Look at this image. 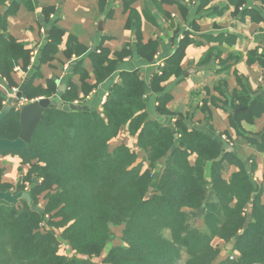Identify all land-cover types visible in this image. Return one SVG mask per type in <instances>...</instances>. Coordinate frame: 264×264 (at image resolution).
I'll return each instance as SVG.
<instances>
[{
	"label": "trees",
	"instance_id": "trees-1",
	"mask_svg": "<svg viewBox=\"0 0 264 264\" xmlns=\"http://www.w3.org/2000/svg\"><path fill=\"white\" fill-rule=\"evenodd\" d=\"M51 10L44 8L42 13L48 17ZM0 28V78L14 85L11 73L17 65L27 67L30 50L7 32L6 13L0 15ZM63 34L56 25L50 28L41 62L52 60ZM189 42L185 34L148 83L137 70L120 72L100 111L71 105L108 79L130 49L110 53L100 47L91 52L93 83L88 82L82 60L74 63L79 84L71 83L61 94L68 108L46 111L26 149L0 152L17 155L21 165L27 166L16 190L27 191L31 198L30 203L25 199L0 202V264H264V204L249 181L248 170L235 161L240 169L223 179L220 156L224 149L214 139L188 129L181 119L174 129L148 119L147 84L152 92H161L163 82L180 77ZM157 46L153 40L138 42L137 51L149 60ZM85 51L68 38L66 57ZM55 91V82L49 78L44 87L26 84L22 96L34 100L51 97ZM3 99L0 91V111ZM167 100V96L159 97L156 106L164 115L172 114ZM122 127L136 138L143 159L123 142L110 148ZM19 131L18 110L12 108L0 121V137L14 139ZM191 154H195L193 164ZM207 162L211 163L210 180L204 176ZM11 188L1 181L0 171V190ZM185 208L203 209L202 225H196L195 213ZM119 226L120 244L106 249L114 239L112 227ZM214 238L231 244L228 251L233 257L215 263L221 250L213 245ZM61 243L70 253L59 252Z\"/></svg>",
	"mask_w": 264,
	"mask_h": 264
},
{
	"label": "crops",
	"instance_id": "crops-1",
	"mask_svg": "<svg viewBox=\"0 0 264 264\" xmlns=\"http://www.w3.org/2000/svg\"><path fill=\"white\" fill-rule=\"evenodd\" d=\"M44 8L52 9L48 17L42 13ZM5 13L7 32L30 50L27 67L17 65L11 73L14 85L0 78L3 106L9 103L12 108H17L14 99L26 84L44 87L49 78L56 85L54 95L58 94L66 105L58 87L64 86L65 90L71 83L79 84V75L72 70L74 63L82 60L88 82L93 83L91 52L99 51L100 47H106L110 53L129 48L130 54L118 63L108 79L71 105L85 111H100L112 84L119 81L120 72L137 70L148 83L158 73V63L164 66L187 34L190 42L180 62L182 75L163 82L161 92H152L147 84L144 97L148 119L171 129L181 119L188 129L209 135L224 149L220 156L222 178L228 180L236 173L240 168L235 161H239L248 170L249 181L264 204L263 0H5L0 4V15ZM53 25L64 34L52 60L41 62V52ZM71 37L86 48L83 55L65 56ZM150 40L158 46L148 60L138 54L137 43ZM162 96L168 97L166 108L170 115L156 109ZM259 99L260 103L256 104ZM251 108L255 109L253 113ZM119 138L132 140L130 145L124 143L138 156L145 157L136 145V138L125 127L111 140L116 143L114 147L119 144L116 142ZM194 160L195 154H191L190 163ZM163 162L164 159L160 164ZM19 163L17 155L0 153V166L12 168ZM144 164L146 167L147 162ZM210 167L211 163L207 162L204 169L207 180H210ZM211 197L209 192L207 199ZM185 210L195 213L193 220L196 219V225H202L203 209ZM213 241L221 255L223 250L231 248V244L219 238Z\"/></svg>",
	"mask_w": 264,
	"mask_h": 264
},
{
	"label": "water",
	"instance_id": "water-1",
	"mask_svg": "<svg viewBox=\"0 0 264 264\" xmlns=\"http://www.w3.org/2000/svg\"><path fill=\"white\" fill-rule=\"evenodd\" d=\"M64 86L58 87V92L62 93ZM22 93L19 91L16 94L14 103L18 102ZM68 108L60 101L58 94L52 97H39L22 104L16 108L18 110V119L20 124V131L14 139L0 137V152L5 151H22L28 147V143L32 139L33 133L41 122L43 114L52 108ZM12 105L7 103L0 111V121L9 113ZM20 199H25L30 203L31 198L27 191L16 190H0V202L13 204Z\"/></svg>",
	"mask_w": 264,
	"mask_h": 264
},
{
	"label": "rangeland",
	"instance_id": "rangeland-1",
	"mask_svg": "<svg viewBox=\"0 0 264 264\" xmlns=\"http://www.w3.org/2000/svg\"><path fill=\"white\" fill-rule=\"evenodd\" d=\"M116 142H118L119 144L122 143V142L123 143L126 142L128 145H130V144L133 143L132 140H129L127 138H122V139L119 138V139H117ZM115 144L116 143H112L110 141V144H109L110 148H113ZM2 157H4V156H2ZM139 158L140 159H143L144 157L142 155H139ZM9 167L10 166H3V165L0 166L1 181L11 184L12 185V188L10 190L16 191V186L20 183L21 178H22V175L25 173L23 171H26L27 166H23V165H21V163H19V164H16V165L12 166V168H9ZM41 203H43V200L42 199H40V204ZM193 222L196 224V219H194ZM112 231L114 233V239L111 241V243H109L107 245V248L106 249H108L110 245L120 244V237H121L122 226L112 227ZM212 243H213V245H216V244H214V241H212ZM69 250L70 249H69V247L66 244H64V243H61L60 244V246H59V252L61 254L70 253ZM222 252H223V254L222 255L220 254L216 258L217 260H216L215 263L219 262L220 260H223L227 256L233 257L232 254L229 253V251L227 249H226V251L223 250ZM103 256H104V253H102L100 255V257H98V259L101 261L103 259ZM181 263H182V261L180 262V264Z\"/></svg>",
	"mask_w": 264,
	"mask_h": 264
},
{
	"label": "built area",
	"instance_id": "built-area-1",
	"mask_svg": "<svg viewBox=\"0 0 264 264\" xmlns=\"http://www.w3.org/2000/svg\"><path fill=\"white\" fill-rule=\"evenodd\" d=\"M31 55H33V53H31ZM158 65H159V67H158V69H157V71H158V73L160 72V70H161V68L163 67V63H158ZM16 69V68H15ZM13 92L15 93L16 92V89H13ZM29 101H31V100H28V99H26V98H23V97H20L19 99H18V105H17V108L18 107H20L22 104H24V103H27V102H29ZM74 103H76V101H74ZM248 211V210H247Z\"/></svg>",
	"mask_w": 264,
	"mask_h": 264
}]
</instances>
